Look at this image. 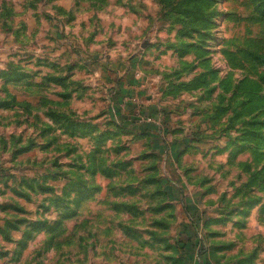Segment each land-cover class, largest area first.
Masks as SVG:
<instances>
[{
	"label": "rangeland",
	"instance_id": "1",
	"mask_svg": "<svg viewBox=\"0 0 264 264\" xmlns=\"http://www.w3.org/2000/svg\"><path fill=\"white\" fill-rule=\"evenodd\" d=\"M0 264H264V0H0Z\"/></svg>",
	"mask_w": 264,
	"mask_h": 264
}]
</instances>
